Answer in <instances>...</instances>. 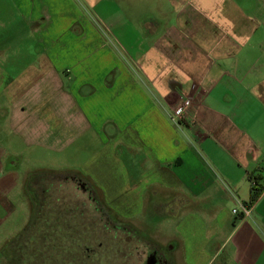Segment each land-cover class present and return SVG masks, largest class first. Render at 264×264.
I'll return each mask as SVG.
<instances>
[{
	"label": "crops",
	"instance_id": "0c3cea01",
	"mask_svg": "<svg viewBox=\"0 0 264 264\" xmlns=\"http://www.w3.org/2000/svg\"><path fill=\"white\" fill-rule=\"evenodd\" d=\"M11 2L32 14L43 50L0 64V76L2 68L10 74L0 88V246L33 172L21 167L27 157L86 152L82 178L107 210L115 215L103 191L113 185L122 190L113 197L140 201L139 211L118 218L162 223L156 207L168 206L178 227L167 248L180 264H264V23L253 11L244 15L239 5L234 23L198 21L204 17L183 6L168 11L177 24L110 22L106 30L120 35L112 51L74 17L42 21L40 0ZM19 60L31 63L12 73ZM183 99L191 106L175 124L170 110ZM103 172L106 187L94 177ZM256 179L262 192L251 202ZM238 204L248 216L232 214Z\"/></svg>",
	"mask_w": 264,
	"mask_h": 264
},
{
	"label": "rangeland",
	"instance_id": "374dc122",
	"mask_svg": "<svg viewBox=\"0 0 264 264\" xmlns=\"http://www.w3.org/2000/svg\"><path fill=\"white\" fill-rule=\"evenodd\" d=\"M40 2V5L38 3L35 5L34 10H39L42 21L44 19L50 21L54 17L53 13L60 12L63 16L74 17L78 25L81 23L88 25L102 40L109 42V50L112 51L117 46L116 37L119 39L120 35L117 33L114 38L112 32L106 30L110 22L125 26H132L133 23L142 24L145 20H159L165 23L173 21L177 24L176 16L168 11L182 6L204 17V20L196 17L198 21L218 24L224 21V18L228 23L240 21L241 17L238 14L240 5L243 7L244 15H247V10L253 11L256 20L264 23V0H40ZM0 4L4 20L0 27L2 51L0 64L11 63L3 60L16 57V54L22 52L33 53L35 48L43 50V46L38 45V35L34 34L28 24L32 14L28 18V15L24 17L22 13L16 12V8L12 10L14 7L11 0H0ZM161 7L165 9L164 16L156 13ZM114 33L116 34V30ZM28 63L31 62L19 60L13 63L12 68H7L14 73ZM2 70L0 88L4 87L10 75L7 69ZM1 99L2 97L0 102ZM40 154L34 153L33 156L27 157L31 160L21 166L33 172L29 173L23 182L20 208L8 222V225L12 222V226L6 228V234L9 233L8 239L0 246V252H3L8 243L19 239L16 243L20 242V258L25 259L28 264H144L145 252L159 246L169 254L171 264H180L176 255L167 248L169 245L167 239L178 227L176 221L173 223L170 216L166 215L167 205L160 204L156 207V210L160 208L161 213L167 217V221L162 223L153 221L146 215L145 220H122L116 215L127 217L133 215L139 211L140 201L134 199L129 205L126 199L113 197L114 193L122 191L115 189L113 185L110 188H103V191L105 195L108 192L110 199L107 200V207L115 215L107 210L103 203H101L103 207L98 206L96 199H100V196H96L84 180L75 176L84 174L82 164L90 157L88 153L81 152L77 157L69 155L61 159L53 155ZM94 177L102 187L109 183L104 172L95 173ZM28 189L32 195L31 200L26 193ZM148 214L153 213L149 211ZM34 219H37L41 229L44 228L43 231L41 232L37 225L30 233L27 232L20 237L31 222L34 224ZM177 221L181 231L187 225V221L184 222L181 217ZM0 260L1 264H6L4 259ZM218 262L219 260L215 264Z\"/></svg>",
	"mask_w": 264,
	"mask_h": 264
},
{
	"label": "trees",
	"instance_id": "16d2710c",
	"mask_svg": "<svg viewBox=\"0 0 264 264\" xmlns=\"http://www.w3.org/2000/svg\"><path fill=\"white\" fill-rule=\"evenodd\" d=\"M106 85H109V83L106 82ZM75 176H78L80 179L83 180L82 176H80V175H75ZM90 189L96 194V196L98 195L97 192L95 191V189L92 188V186H90ZM261 192H262V188L258 185V180L256 179V180H254V187L252 188L251 202H254L258 198V196L261 194ZM26 193H27L28 198L31 200L32 195H30L29 189L26 190ZM96 203L98 206L103 207L101 205L102 202L100 199H96ZM33 221H34V224H32V222H31V224L20 234V237H23L25 234H27V232L30 233L32 228L34 229L35 226L39 225V224H37V222H38L37 219H34ZM39 228H40L41 232L44 229V228L41 229L40 225H39ZM33 235H34V231H33ZM43 237H45V236H43ZM18 240L19 239H14L13 241H11L10 243H8L5 246L3 252H0V259H4L6 264H28V262L25 259L20 258V256H21L20 242L16 243ZM25 253H27V252H23V254H25ZM1 263H2V260H0V264Z\"/></svg>",
	"mask_w": 264,
	"mask_h": 264
},
{
	"label": "built area",
	"instance_id": "2783aa9c",
	"mask_svg": "<svg viewBox=\"0 0 264 264\" xmlns=\"http://www.w3.org/2000/svg\"><path fill=\"white\" fill-rule=\"evenodd\" d=\"M191 102L187 99H183L173 106L170 110L169 118L173 123H178L180 119L186 117V112L190 109ZM249 209L246 205L238 204L237 208L232 210V214L235 216H248Z\"/></svg>",
	"mask_w": 264,
	"mask_h": 264
},
{
	"label": "flooded vegetation",
	"instance_id": "af4514ba",
	"mask_svg": "<svg viewBox=\"0 0 264 264\" xmlns=\"http://www.w3.org/2000/svg\"><path fill=\"white\" fill-rule=\"evenodd\" d=\"M144 264H171V259L169 254L158 246L145 252Z\"/></svg>",
	"mask_w": 264,
	"mask_h": 264
}]
</instances>
